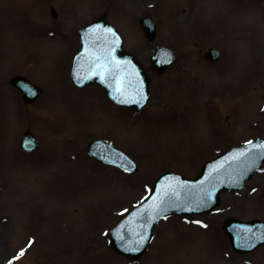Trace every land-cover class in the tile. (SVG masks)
Returning <instances> with one entry per match:
<instances>
[{
	"label": "rangeland",
	"instance_id": "374dc122",
	"mask_svg": "<svg viewBox=\"0 0 264 264\" xmlns=\"http://www.w3.org/2000/svg\"><path fill=\"white\" fill-rule=\"evenodd\" d=\"M153 1L0 0V56L7 53L6 36L10 43L13 37L8 61L0 60V264L28 235H35L36 244L13 264H134L109 250L104 229L144 192L143 184L166 169L191 176L215 149L264 133V0H161L162 6L146 10ZM48 4L56 19L48 17ZM103 11L144 62L153 46L139 28L144 14L157 22V42L177 50L175 65L153 76L151 103L139 113L115 108L97 87H64L62 61L51 69V54L66 59L78 45L74 27L92 16L80 18ZM25 12L41 21L33 24L39 32L30 38L29 26H22ZM21 26L31 46L38 40L37 49L18 45L21 32L12 28ZM59 31L57 41L37 37ZM208 45L223 50L219 62L201 58ZM38 49L45 56H37ZM21 73L41 82L44 101H21L8 83ZM26 129L40 137L38 152H48L53 163H41L37 152L21 155L16 145ZM94 136L115 141L139 162L140 172L126 176L86 157L85 144ZM218 208L202 217L205 228L183 218L161 221L144 261L264 264V246L237 254L221 230L226 216L264 219V171L240 191L222 193Z\"/></svg>",
	"mask_w": 264,
	"mask_h": 264
},
{
	"label": "snow or ice",
	"instance_id": "6c2138e0",
	"mask_svg": "<svg viewBox=\"0 0 264 264\" xmlns=\"http://www.w3.org/2000/svg\"><path fill=\"white\" fill-rule=\"evenodd\" d=\"M118 91H119V89H118ZM251 143H252V142L249 141V144H251ZM259 147L264 148V144L259 145ZM241 155H243V154H241ZM156 208L159 209V211L156 212L155 215H153V214L150 213V214H149V218H146V222H147V223H151L153 220H155V219H156V216L159 215V212L166 211V207H165L164 209H160V208H159V205H157ZM121 239H123V237H121ZM144 239H145V237H143V236L140 237V240H141V241L144 240ZM138 243H139V242H138ZM246 246H247V245H246ZM252 246H254V245H252ZM132 250H133V251H136V250H138V249H132ZM21 254H23V253H21ZM10 264H11V262H10Z\"/></svg>",
	"mask_w": 264,
	"mask_h": 264
},
{
	"label": "water",
	"instance_id": "95a60500",
	"mask_svg": "<svg viewBox=\"0 0 264 264\" xmlns=\"http://www.w3.org/2000/svg\"><path fill=\"white\" fill-rule=\"evenodd\" d=\"M120 53H121V51H120ZM26 91V90H25ZM120 248V247H119ZM127 256H129V255H127Z\"/></svg>",
	"mask_w": 264,
	"mask_h": 264
}]
</instances>
